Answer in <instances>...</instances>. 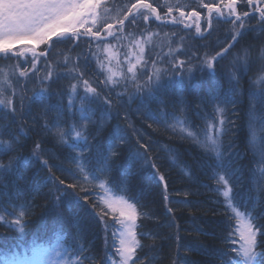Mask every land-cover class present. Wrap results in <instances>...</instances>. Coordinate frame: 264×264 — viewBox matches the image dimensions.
<instances>
[{"label": "snow or ice", "instance_id": "6c2138e0", "mask_svg": "<svg viewBox=\"0 0 264 264\" xmlns=\"http://www.w3.org/2000/svg\"><path fill=\"white\" fill-rule=\"evenodd\" d=\"M164 7L167 12L161 15L158 9ZM153 20L184 29L194 27L195 33L179 36V42L172 39L176 32L164 33L166 41L154 45L160 33L148 31ZM214 25H229L225 31L230 39L214 54L200 55L193 42L203 40L205 34L211 36ZM136 28L138 33L132 30ZM249 34L254 40L264 38V0H166L155 6L152 0H0V59L16 61L0 68V228L16 233L20 241L15 248L0 249V264H157V236L142 230L143 221L152 216L142 210L146 205L138 197L128 195L129 178L134 169L151 168L167 193L165 176L156 163L158 154L163 153L170 166L177 167L179 153L167 143L145 139L131 113L149 128L155 125L154 131L167 132L170 139L189 142L201 151V171L216 187H199L223 197L227 250L218 253L219 264H264V41L258 51L255 44H247L232 53L226 91L216 89L214 95L199 97L195 115L203 128L193 125L185 98L186 91L195 90L191 84L194 73L207 71L214 76L219 60ZM82 42L87 48L73 57L70 53ZM22 44L31 46L18 47ZM56 44L69 48L53 60ZM39 45L48 47L37 51ZM149 51H156V57H150ZM189 51L190 55L180 58ZM253 66L256 71L249 77L245 113L247 148L254 158L252 186L242 193L244 167L235 151L234 129L240 116L237 106L244 103L241 77ZM63 81L68 84L62 85ZM168 94L174 96L171 102L164 99ZM204 105L211 106V116L201 115ZM227 105L232 106L230 115ZM33 133L37 139L24 154ZM225 137H229L227 143ZM49 140L65 150L63 159L44 147ZM54 159L59 163H52ZM30 169H35L33 177L23 175ZM45 169L48 175L37 181ZM180 171L192 178L190 168L181 166ZM13 178L37 195L48 188L45 195L51 197L57 213L53 225L41 227L51 233L50 238L33 235L23 243L34 205L31 201L14 203L17 198L9 191ZM80 200L83 203L73 204L79 213L59 211L65 203ZM164 200L172 203L167 194ZM89 207L103 226V254L98 259L94 241L86 240L82 223ZM167 210L173 212L171 207ZM63 224L69 225L70 234L56 226ZM196 231L214 237V233ZM144 240L152 243L145 245ZM145 248L147 254L142 257ZM191 253L208 255L209 250L178 244L172 264H197L188 259Z\"/></svg>", "mask_w": 264, "mask_h": 264}, {"label": "trees", "instance_id": "16d2710c", "mask_svg": "<svg viewBox=\"0 0 264 264\" xmlns=\"http://www.w3.org/2000/svg\"><path fill=\"white\" fill-rule=\"evenodd\" d=\"M120 2L123 3L126 2V0H120ZM152 2L154 6L156 3L163 5L161 0H152ZM158 11H160L161 15H164V13L167 12V7L158 9ZM174 15L178 16L179 14L174 13ZM254 23L255 21H253V24ZM141 27H144L142 23ZM229 27V25H214L211 36L205 34V38L203 40L197 39L193 42L197 46L194 50L200 55H204L205 53L211 55L214 54L215 51H219L220 46L226 44L227 40L230 39V35H228L225 31ZM132 30L137 33L140 31L139 28ZM148 31L160 33V35L155 37L153 40L154 45H159L162 41H166L167 39L164 36V33H168L170 35L171 33L176 32L177 36L172 39L179 42V36L186 35L187 33L194 34L195 28L184 29L183 25L176 26L170 23L164 24L160 21L153 20V23L148 26ZM55 40L56 38L53 37V41ZM262 41H264V38H262V40H254L253 34H249L240 41V44H238L236 48L232 49V52L229 53L228 56L219 60L216 64V73L214 76L209 74L207 71L203 74L199 71L194 73L191 79V84L195 86V90L186 91L185 93V98L189 105L188 115L191 117L193 125H197L199 128H203L204 126L203 122L195 115V111H199L196 109V103L198 102L199 97L206 96L207 94L214 95L216 89H220L221 91H226L228 89L229 85L226 73L230 67L232 53L236 52L242 45L247 44H255L258 51L259 44ZM51 43L52 41H50V44ZM203 45H206L207 47H204ZM46 47L48 46L41 45L37 48V51H42ZM173 47H175V44H173ZM68 48L69 45L67 44L54 45L52 47L51 59H57V53H66ZM86 48L87 44L82 42L79 47H76L70 54L74 57L78 53L83 52ZM158 50L159 49L156 51ZM125 51H127V49H125ZM156 51H149L148 55L150 57H156ZM163 51L166 52L167 47H165ZM190 54V51L182 53L180 58H186V56ZM59 58L63 59L62 56ZM121 59H123V57H121ZM8 63H16V61H4L3 59H0V68L5 67ZM28 67H31L30 62ZM39 67H43V64H40ZM93 67H95L94 63ZM255 71V66H253L251 71L241 77V87L245 93L244 103L237 106L240 111V116L237 119V128L234 129L236 132L234 143L237 145L235 151L239 154L240 163L244 167V183L241 186L242 193H247L249 188L252 186L250 181L252 179L251 173L254 158L251 153L248 152L247 148V139L249 134L246 128L247 117L245 113L248 110L247 93L249 91V77H252ZM61 84L66 86L68 81H63ZM31 86L32 85L29 84V87ZM164 99L171 102L174 99V96L172 94H168L164 97ZM133 107H135V105H133ZM202 107L203 111H201V115H203L204 112H207L211 116V106L204 105ZM152 108L153 110H156L157 105L153 103ZM227 108L230 115L232 106L227 105ZM168 110L172 111L171 108ZM130 117L132 122L135 124V127L146 134L145 139L151 137L152 140L159 143H167L174 147L179 153L180 165L177 167L170 166L169 161L165 158L163 153L158 154L160 158L156 161V163L160 167V173L165 176L167 193H165L164 184L159 181L158 176H156L151 168L141 171L134 169L135 174L129 178L130 192L128 195L138 197L140 202L146 205V207L142 210L150 212L152 216L151 219H145L143 221L145 228L142 230L150 231L157 236L155 241V254L158 258L157 264H172L173 256L176 252L178 244L182 246L195 244L209 250L208 255L198 253L189 254L188 259L196 261L197 264H219L218 253L227 250L223 243V237L227 235V232L224 230L226 217L222 214L223 197L217 196L215 193L199 187L200 184H207L212 188L216 187L213 181L208 179L201 171L200 165L203 163L204 159L201 151L189 142L181 141L175 137L170 139L169 133L167 132L162 130L154 131L153 129L156 127L155 125H153V128H149L147 122L137 117L134 113H131ZM112 123L114 124L116 121H113ZM121 123L122 126H126L123 124V121H121ZM199 128H196L195 130L198 131ZM36 139L37 135L33 133L27 142V146L23 150L24 154H28L31 151ZM228 139L229 137H225V143L228 142ZM44 147L54 155H58L60 159H63L65 150L54 147V142L49 140L44 144ZM153 154L156 155L155 152ZM4 159L6 161L7 157ZM198 161L200 162L199 164ZM52 163H59V160L54 159ZM64 166L70 167L67 164ZM181 166L190 168L191 173L193 174L191 179L182 175L180 171ZM34 172L35 169H30L29 171L23 173V175L31 178L34 175ZM47 175L48 173L45 169L39 173L36 180L39 181ZM114 175H116L117 179L121 178L119 172L114 173ZM66 176L67 174L65 173V177ZM9 191L12 196L17 198L14 203L22 204L31 201L34 205V207L30 208V230L24 238L23 243L26 245L33 235L39 237L40 239L50 238L51 233L45 232L41 227L43 224L53 225L54 217L57 213V209L54 207L51 197L45 195V193L48 192V188H43L40 194L37 195L24 183L17 182L15 181V178H13ZM97 191L99 190L97 189ZM185 192H189L190 195L185 197ZM177 193H179V195H177ZM165 194L169 196L172 201L171 204H167L164 200ZM185 200H187V204L177 203V201ZM216 200H220L221 203H215L214 201ZM81 203H83L82 200L65 203L64 207L59 209V211H63L65 215L68 214L69 209H71L73 213H79V209L73 207V204ZM168 207L173 208V212H168ZM82 223L86 240L94 241V253L98 259L103 254L104 232L103 226L99 222L98 217L91 207H89L88 214L86 216H82ZM56 226L62 227L65 233L70 234L71 232V229L67 224ZM196 229H201L203 232L214 233V237L199 234ZM177 237H180L179 241L177 240ZM18 242L20 241L17 240L16 233L0 228V249L15 248ZM143 243L148 245L151 244L152 241L144 240ZM180 252L181 255H183V247L180 248ZM145 254H147V248H145L144 252L140 253L142 257ZM2 259L3 255L0 253V260Z\"/></svg>", "mask_w": 264, "mask_h": 264}, {"label": "rangeland", "instance_id": "374dc122", "mask_svg": "<svg viewBox=\"0 0 264 264\" xmlns=\"http://www.w3.org/2000/svg\"><path fill=\"white\" fill-rule=\"evenodd\" d=\"M161 2L164 5L166 3V0H161ZM167 2H169V3H175V0H167ZM182 2H184V3H194L195 0H182ZM192 10H193L192 8L185 9V11H192ZM24 46H29L30 47L31 45H27V44L18 45V47H24ZM258 127H259V125H258ZM100 195H103V193L100 192Z\"/></svg>", "mask_w": 264, "mask_h": 264}, {"label": "bare ground", "instance_id": "6f19581e", "mask_svg": "<svg viewBox=\"0 0 264 264\" xmlns=\"http://www.w3.org/2000/svg\"><path fill=\"white\" fill-rule=\"evenodd\" d=\"M39 46H40V45H39ZM39 46H38V47H39Z\"/></svg>", "mask_w": 264, "mask_h": 264}]
</instances>
